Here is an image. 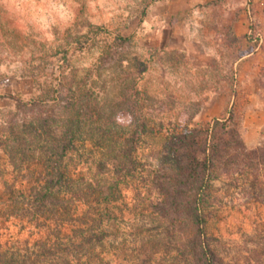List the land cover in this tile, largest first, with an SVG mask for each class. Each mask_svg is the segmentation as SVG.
<instances>
[{"label":"rangeland","instance_id":"374dc122","mask_svg":"<svg viewBox=\"0 0 264 264\" xmlns=\"http://www.w3.org/2000/svg\"><path fill=\"white\" fill-rule=\"evenodd\" d=\"M235 29L250 30V40L236 38ZM185 32L210 49V56L195 52L208 66L196 67L198 60L178 49ZM257 45L264 49V0H0V126L16 111L5 95L30 100L43 94L39 84L52 89L60 80L72 83L81 99L89 91L86 116L112 132L83 143L94 172L102 151L99 138L114 143L141 112L149 133L138 150V176L123 186L116 205L123 217V260L110 253L104 257L114 264H187L176 244L166 248L170 237H148L164 223L153 219L142 177L171 166L174 136L210 128L217 119L232 117L248 149L264 147V131L254 148L244 137L251 96L263 82H240L234 68L237 58ZM258 58L264 59V50ZM9 153L2 141L0 241L5 246L37 238L35 226L15 211L17 191L27 192L28 180L40 169L16 168ZM248 181L235 175L213 183L217 200L208 210V242L228 264H264V203Z\"/></svg>","mask_w":264,"mask_h":264},{"label":"trees","instance_id":"16d2710c","mask_svg":"<svg viewBox=\"0 0 264 264\" xmlns=\"http://www.w3.org/2000/svg\"><path fill=\"white\" fill-rule=\"evenodd\" d=\"M43 85H38L43 94L30 100L5 95L16 111L1 124L0 143L9 146L16 168L40 169L27 179V192L12 190L19 203L15 214L35 226L37 238L6 246L0 241V264H114L105 260L109 253L122 261L123 217L116 205L123 186L138 176V150L149 133L146 117L140 112L123 136L104 143L102 137L112 132L95 127L86 116L89 91L81 99L72 83L60 80L52 89ZM231 118L174 136L171 166L142 177L153 219L164 223L150 229L148 237H170L166 248L176 244L187 264H228L208 242V210L217 200L214 181L245 177L254 197L264 203V147L248 149ZM97 133L102 134V151L91 172L83 143ZM178 236L180 241L174 240Z\"/></svg>","mask_w":264,"mask_h":264},{"label":"crops","instance_id":"0c3cea01","mask_svg":"<svg viewBox=\"0 0 264 264\" xmlns=\"http://www.w3.org/2000/svg\"><path fill=\"white\" fill-rule=\"evenodd\" d=\"M250 34V30L235 29L236 38H242L246 42L250 40ZM244 46L245 44H243V50H246ZM173 48L177 49V47L174 46ZM178 49L187 52L188 56L191 57V59L195 62L198 60L196 67L208 66L207 62H199V58L201 56L198 57L195 55V52L207 53L209 55L211 51L205 46V44L203 45L202 42L197 41L193 34L189 35L187 32H185L183 45ZM263 50L264 49H262L261 45H257L253 49L242 54L234 63L235 76L240 82H243L244 79H247L246 81H248V79L250 81L251 79L252 83H256L260 78L263 82V86L258 87L256 90V93L258 94H253L251 96L250 106L253 108V110H251V119H249L250 122L244 128L245 141L247 146L250 148L258 146L261 133L264 131V71L262 75L259 74L261 69H264V59L258 58V60L256 59L257 61L254 60V57L259 56ZM250 71L253 72V74H250ZM261 92L262 96L260 95ZM235 99L236 97L233 96L232 105L234 104Z\"/></svg>","mask_w":264,"mask_h":264}]
</instances>
